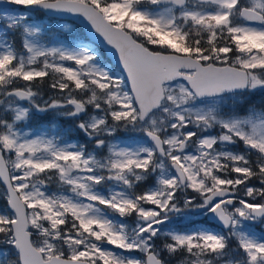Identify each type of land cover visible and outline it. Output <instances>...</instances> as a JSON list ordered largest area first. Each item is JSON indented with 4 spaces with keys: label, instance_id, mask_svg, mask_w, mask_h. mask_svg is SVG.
I'll return each instance as SVG.
<instances>
[{
    "label": "snow or ice",
    "instance_id": "1",
    "mask_svg": "<svg viewBox=\"0 0 264 264\" xmlns=\"http://www.w3.org/2000/svg\"><path fill=\"white\" fill-rule=\"evenodd\" d=\"M0 264H264V0H0Z\"/></svg>",
    "mask_w": 264,
    "mask_h": 264
},
{
    "label": "water",
    "instance_id": "2",
    "mask_svg": "<svg viewBox=\"0 0 264 264\" xmlns=\"http://www.w3.org/2000/svg\"><path fill=\"white\" fill-rule=\"evenodd\" d=\"M68 19L70 20L71 18L69 17ZM80 27L82 28L83 26L81 25Z\"/></svg>",
    "mask_w": 264,
    "mask_h": 264
},
{
    "label": "rangeland",
    "instance_id": "3",
    "mask_svg": "<svg viewBox=\"0 0 264 264\" xmlns=\"http://www.w3.org/2000/svg\"><path fill=\"white\" fill-rule=\"evenodd\" d=\"M75 27V26H74Z\"/></svg>",
    "mask_w": 264,
    "mask_h": 264
}]
</instances>
